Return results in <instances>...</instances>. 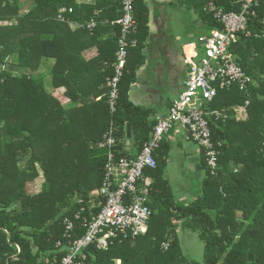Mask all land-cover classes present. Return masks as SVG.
Returning <instances> with one entry per match:
<instances>
[{
	"label": "trees",
	"instance_id": "16d2710c",
	"mask_svg": "<svg viewBox=\"0 0 264 264\" xmlns=\"http://www.w3.org/2000/svg\"><path fill=\"white\" fill-rule=\"evenodd\" d=\"M21 1L0 0V22L15 21L0 24V255L2 264H58L68 250L65 219L75 221V239L86 231L75 215L91 217L101 210L97 205L102 198L93 192L103 183L107 150L100 144L111 123L117 128L118 158L139 155L156 125L153 110L135 105L129 94L145 60L142 49L149 35V11L143 0H135L138 31L133 37L138 45L130 49L117 110L112 113L107 86L96 101L100 93L91 97L80 71L75 73L73 67L70 73L65 71L68 57L81 56L82 49L75 52L68 23L58 16L64 7L75 10L76 0H32L25 14L20 12ZM110 1L115 13L108 18L111 23L121 12L119 0ZM110 1L97 0L98 7ZM185 1L209 29L222 27L208 11L211 2L225 11L241 10L239 0ZM256 14L250 16L249 35L238 34L231 47L237 63L254 79L249 92L236 86L219 88L209 103V110L226 114L225 120L211 122L212 139L222 142L217 174L209 170L203 153L206 175L201 194L189 203L177 201L165 176L170 146L164 139L155 152L157 167L144 172L152 179L147 233L116 242L107 250L89 247L86 264H199L184 254L179 225L197 232L204 241V264H264V0ZM112 26L115 37L98 42L100 53L95 59L107 64L105 82L114 73L118 49L119 27ZM9 56H14L12 62L6 60ZM49 57H55L56 63L47 81L41 68ZM61 84L67 86L70 106L48 89ZM247 99V115L241 118L235 106ZM130 139L136 154L126 149ZM41 173L42 188L31 194L30 182ZM163 242H169L168 249Z\"/></svg>",
	"mask_w": 264,
	"mask_h": 264
},
{
	"label": "built area",
	"instance_id": "2783aa9c",
	"mask_svg": "<svg viewBox=\"0 0 264 264\" xmlns=\"http://www.w3.org/2000/svg\"><path fill=\"white\" fill-rule=\"evenodd\" d=\"M261 0H239L240 11H225L223 7L211 2L208 11L222 25L209 34L200 35L198 42L202 48L199 61L189 60L190 69L185 81L184 91L173 100L167 115L156 117V125L151 138L145 142L143 149L135 158L116 157L115 147L118 143L117 128L114 122L100 144L107 150L105 174L102 186L93 192L102 198L97 206L101 210L90 216L75 215L86 229L82 236L73 238L75 221L65 219L66 235L69 237L67 253L58 264H86L87 250L91 246L107 250L116 242L135 240L147 233L152 209L149 207L150 184L152 179L144 175L145 170L155 169L157 159L155 152L160 148L166 136L174 129L186 131L206 157V163L212 174L219 169V147L221 141L212 139L211 122L225 120L226 114L221 110H209L219 88L238 87L248 93L254 79L236 61L231 47L237 41L238 34L246 33L250 16L255 17L256 7ZM120 16L111 21L119 27L118 49L113 63L114 73L106 78L108 102L112 113L116 112L120 95V81L124 74L130 49L137 47L138 40L133 37L138 31L135 17V0H119ZM73 12V8L62 9L58 19L67 21L64 13ZM264 23V21H263ZM96 20H91L85 27L93 31ZM197 57V56H196ZM236 105L239 116L247 115V106ZM243 114V115H242ZM96 207V205L94 206ZM82 209L81 211H84ZM92 210V209H91ZM60 245V244H59ZM163 248L169 242H163ZM18 252L20 247L17 245ZM0 264L2 257L0 255Z\"/></svg>",
	"mask_w": 264,
	"mask_h": 264
},
{
	"label": "crops",
	"instance_id": "0c3cea01",
	"mask_svg": "<svg viewBox=\"0 0 264 264\" xmlns=\"http://www.w3.org/2000/svg\"><path fill=\"white\" fill-rule=\"evenodd\" d=\"M143 1L149 11V35L143 43L144 63L137 71V81L131 86L129 94L135 105L153 110L151 119L154 120L159 115H166L173 100L184 91L190 69L189 60L199 61L202 55L198 37L209 34L212 29H209L208 23L200 17L199 12L185 0ZM76 4L77 8L71 12L72 15L66 16L69 26L67 31H69L68 38L73 41L75 52L79 49L82 51L81 56L68 57L69 63L67 61L64 63L67 66L65 71L66 74L70 73L71 67L75 73L80 71L83 82L86 81L90 86L91 97L94 98L96 93L103 91L106 86V82L102 79L107 64L95 62L100 53L98 42H109L116 35V28L108 19L115 15L113 1L101 8L98 7L97 0H76ZM31 7L32 3L29 9ZM66 13L70 12L66 11ZM91 14H93L92 18H88ZM99 17L107 18L99 21ZM91 20L97 21V26L93 31L85 27ZM55 63L56 58L49 57L42 65V71L48 76L47 81L51 79L50 70L53 69ZM48 89L60 99L64 106L71 105V99L66 94L68 91L66 85L61 84L58 87L48 85ZM101 98L102 94L100 93L96 97V101ZM130 140L125 142L126 149L131 154H136L138 150L134 146V141ZM164 143H168L170 146L165 176L169 175L168 169L173 174L176 171L172 165L174 163L172 152L176 150L183 160V170L179 168L176 175L180 173L186 175L187 170L192 174L193 181H199L198 185L189 183L187 188L183 184L181 188L186 194H181V196L177 195L173 189L177 201L192 202L201 194L206 175V170H203L201 166L203 152L189 134L182 129L172 130L166 136ZM166 178L170 182L169 177L166 176ZM198 186L199 189L195 190V187ZM117 262L120 263V260Z\"/></svg>",
	"mask_w": 264,
	"mask_h": 264
},
{
	"label": "rangeland",
	"instance_id": "374dc122",
	"mask_svg": "<svg viewBox=\"0 0 264 264\" xmlns=\"http://www.w3.org/2000/svg\"><path fill=\"white\" fill-rule=\"evenodd\" d=\"M32 1L31 0H22L21 4H20V12L21 14H25L27 13L30 5ZM15 23L14 20H4L2 22H0V24L2 25H13ZM196 33H198V31L196 30ZM8 62H12L14 60V56H9L6 59ZM55 95V94H53ZM243 115V114H242ZM246 116V115H245ZM242 118V116H241ZM133 141V140H130ZM195 144V143H194ZM196 147V144H195ZM172 159H174V163L172 165H174L173 169H175V173L173 174L172 171L169 170V175L166 174L167 177H169L171 185L174 189V191L176 192V194L180 195L181 194H186L181 186L183 184H185V188H187L189 186V183L191 185L193 184H199V181L195 180L193 181L192 179V174L186 170V175L184 174H179L176 175V173H178L179 168L181 170H183V160H181L178 152L176 150H174L172 152ZM171 166V165H170ZM44 182V177L41 173V176L38 177L36 180L30 182L29 185V189L28 191L31 194H35L38 193L41 188H42V184ZM199 189L198 187H195V190ZM202 191H200L201 193ZM178 231H179V237L181 240V244L184 250V254L189 257L190 259H192L193 261H197L199 264H204V241L200 238L199 234L195 231L189 230V229H182L181 226L179 225L178 227Z\"/></svg>",
	"mask_w": 264,
	"mask_h": 264
},
{
	"label": "water",
	"instance_id": "95a60500",
	"mask_svg": "<svg viewBox=\"0 0 264 264\" xmlns=\"http://www.w3.org/2000/svg\"><path fill=\"white\" fill-rule=\"evenodd\" d=\"M128 137H131V125L130 124L128 125ZM155 213H159V210L156 209Z\"/></svg>",
	"mask_w": 264,
	"mask_h": 264
}]
</instances>
